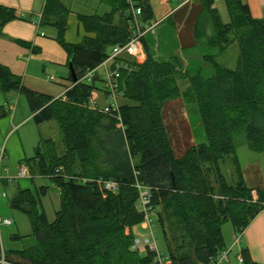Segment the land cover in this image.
Here are the masks:
<instances>
[{
	"label": "trees",
	"instance_id": "trees-1",
	"mask_svg": "<svg viewBox=\"0 0 264 264\" xmlns=\"http://www.w3.org/2000/svg\"><path fill=\"white\" fill-rule=\"evenodd\" d=\"M103 1L110 6L109 12L78 16L85 33L92 35L78 44L64 40L68 10L60 0L45 2L41 25L55 27L54 40L65 51L76 78L69 73L73 86L64 99L27 88L0 64V93L25 96L36 125L55 121L64 147L59 155L51 140H40L34 156L24 159L31 178H47L57 189L60 207L49 222L40 207L47 188H35V195L30 190L18 191L10 207L28 217L34 241L20 250L3 252L4 261L155 264L152 252L139 254L131 248L132 229L145 216L139 185L147 189V212L156 216L171 263L193 264L194 258L197 264H212L225 250L221 226L229 221L235 234L244 232L264 210V189L246 185L234 155L237 134H243L249 150L264 151V19L252 18L244 0H222L229 17L224 23L215 0H191L201 8L193 24L195 40L217 49L216 55L203 56L213 68L207 77L200 71L191 75L184 70L182 60L164 43H159L155 55L146 33L142 63L127 55L115 61L121 66L118 128L116 116L89 103L94 91L104 92L95 84L102 82L100 77L77 83L88 70L100 66L114 46L127 43L134 29L126 0ZM134 5L141 8L138 22L145 29L154 19L149 0H135ZM183 7L166 18V34L176 29L172 16ZM17 19L23 20L14 9L0 5V37L3 27ZM14 41L38 52L29 42ZM234 45L238 48L236 67L217 63L216 57ZM180 82L188 86L181 90ZM176 99L196 104L206 135V143L191 146L181 158L174 157L162 118L165 104ZM226 156L232 157L233 184L222 172ZM107 182L115 184L113 191L104 188ZM12 239L23 240L20 236ZM240 254L242 264H260L251 260L247 249Z\"/></svg>",
	"mask_w": 264,
	"mask_h": 264
},
{
	"label": "rangeland",
	"instance_id": "rangeland-1",
	"mask_svg": "<svg viewBox=\"0 0 264 264\" xmlns=\"http://www.w3.org/2000/svg\"><path fill=\"white\" fill-rule=\"evenodd\" d=\"M183 1L185 0H155L156 3H159V5L157 4L156 6L159 14H164V12L169 14L170 12L175 11L177 8L179 9L180 7H183L184 4L186 5H184V7L180 9L178 13H175L172 16L173 21L176 22V29L173 31L168 29L169 34H166V30L168 28L166 19L161 22L151 21L153 24H155V27L152 31L147 32L149 34L147 37L148 44L151 46L150 51L153 50L154 54L157 55L158 46L161 43H164V46L168 47L170 52L173 50L182 60L184 70H188L191 75L200 71L203 76H210L213 74V68L211 63L204 60L203 56L211 54L216 55L217 49L207 47L203 42H197L195 40L193 24L201 8L198 2L187 0L182 4ZM62 3L66 5V7L71 12L80 14H91L95 13L93 11H96V13L101 15L108 9L107 4L104 2L101 3L99 0H62ZM215 8L217 9L221 21L224 23L228 22L229 17L222 0H215ZM16 13L19 15V17L26 20L19 23H25L26 26L37 29L39 33L42 32V35H45L46 37H52L53 30L50 26L40 25L38 28L36 27V16H30L29 18L31 19H29L27 15L21 14L19 11ZM171 37H173L172 43L170 42ZM51 39L54 40V38ZM175 43L178 45L177 47L174 46ZM56 44L61 50H63L58 42H56ZM237 56L238 48L234 45L224 53L218 55L216 57V62L233 69L236 67ZM122 57H124V55ZM131 58L135 59L137 63H142L146 59L144 48L142 56ZM108 64H111V62ZM93 70L101 78L103 69L98 66ZM87 72L83 76H85ZM65 74H67L65 69L58 70L47 65L44 72H42V70L40 71L39 77L42 79V85L46 84L45 86L48 87L62 89V84L65 82ZM51 77H53L55 80H50ZM95 84L96 87L102 90L104 89L102 82L97 81ZM72 86L73 85L71 84L68 89H70ZM179 86L181 90H184L188 84L185 82H180ZM68 89H66L62 96L58 98L64 99L65 93ZM0 95H3L5 98V103L2 108H0V119H3L5 116L13 117L14 110L17 108L18 110H24L25 112L30 113L25 96L16 92H10L6 94L0 93ZM103 95L104 93L99 90L92 93V96L96 98V105H103L107 103V99L103 97ZM162 118L174 157L181 158L191 146L206 143V135L200 122L199 111L195 103H185L182 99H176L167 102L162 111ZM13 126V124L9 126L7 133L0 142V146L3 144L5 145L6 158L8 156L6 139H8L12 133H18L22 142L25 143L28 158H32L34 156V149L40 140H51L52 143L55 144L54 146L56 147V151L59 155L64 152L60 127L55 121H48L41 125H36L33 121H29L23 125V127L19 126L21 127L20 129H18L19 127L14 128ZM27 137H34L35 139V144L33 143L34 145H31L30 149L28 146ZM234 143L236 146L234 155L237 158L244 182L249 188L264 189V151L253 152L249 150L245 144L243 134H237L234 138ZM5 168H8V166L3 163V166L0 170V217L10 219L12 223L9 226H0L1 257L3 256V252L20 250L24 245L34 241L28 217L24 213L10 207L11 202L19 189L14 182L15 180H13L14 183L8 180V173L4 171ZM221 168L226 181L229 184L235 183L236 176L231 156H226L224 158ZM18 180H27V183L33 188H39L41 186L47 188L46 195L40 199V207L44 210L47 220L52 222L55 219L56 212L59 210L60 199L57 189L52 186L49 179L38 176L31 178L30 176L27 178H20ZM3 182L4 184H2ZM2 193H5L6 197H2ZM252 195L254 199H257L255 191L252 192ZM139 205L140 204L138 203V208ZM148 219H150V226H147V224H143L142 222L139 226H136L132 229V232L135 229L133 235H135V239L140 241V246L142 248L136 252L139 254H145L146 252H149V248L145 243V240L149 239L151 243L149 246H153L152 244L154 242L156 244L157 250L160 253L165 254V242L162 231L159 225L156 223V216L150 215L148 216ZM221 234L225 245V250H231L228 256V264H239L236 261V255L240 249L245 248L243 239L241 238L242 241L239 244L233 245L235 241V233L229 221L225 222L221 226ZM13 236H20L23 238V240H13Z\"/></svg>",
	"mask_w": 264,
	"mask_h": 264
},
{
	"label": "crops",
	"instance_id": "crops-1",
	"mask_svg": "<svg viewBox=\"0 0 264 264\" xmlns=\"http://www.w3.org/2000/svg\"><path fill=\"white\" fill-rule=\"evenodd\" d=\"M99 1L101 3L104 2L103 0ZM186 1L187 0L183 1L182 4ZM244 1L248 5V9L252 18L264 19V0ZM45 2L46 0H0V5L7 8H12L16 12L19 11L21 14L27 15L28 18L30 16H36L35 20H37V22L35 25L38 28L41 25V18ZM60 2L64 8L68 10L67 29L64 36L65 41L71 44H78L81 42L83 37L92 36L85 33L81 23L78 20V16H92L99 14L96 13V11H93L95 13L91 14L73 13L66 7V5L62 3V0H60ZM149 3L154 16L153 22H161L165 20L178 9L177 8L175 11L170 12L169 14L167 12H164V14H159L156 9L157 4L159 5V3H156L155 0H149ZM107 6V11H104L102 14L110 11V6L108 4ZM22 21L26 20L17 19L7 23L3 27L2 36L0 37V64L7 67L14 75L20 77L24 86L27 88L45 94L53 99H57L58 97L62 96L64 91L68 89L69 86H71V82L68 80L70 73L68 57L65 51L61 50L56 42L51 39L55 38L57 31L54 26L48 25L52 28L53 32L52 37H46L45 35H42V32L39 33L37 29L26 26L25 23V25L19 23ZM14 40H23L29 42L32 48L34 47L38 49V52L32 53L31 48L22 47L15 43ZM47 65L58 70L65 69L67 71V74L64 75L66 77L64 78L65 82L62 84V89L48 87L45 86L46 84L42 85V79L39 77V75L41 70L44 72ZM50 80L54 81L55 79L51 77ZM4 103L5 98L3 95H0V108H2ZM30 118H32L31 112L28 113L24 110H18L17 108L14 110L13 117L5 116L3 119H0V142L7 133L10 125L13 124L14 128L19 126L23 127V125H25L27 122L32 121ZM6 140L8 156L7 158L5 157L3 163L8 166L7 170H4L8 173V178L9 176L16 175L18 166L23 164L24 159H27L28 156L25 143L22 142L18 133H12ZM27 142L30 149V146L35 144L34 137H27ZM10 182L16 183L19 189L18 191L30 190V192L35 195V188L31 187L27 183V180H15L14 182ZM2 184H4V182ZM134 231L135 229L133 232ZM242 239L245 249H247L251 260L256 263L264 264V210L261 211L246 228L242 234ZM241 250L242 249L238 251L237 255L241 253Z\"/></svg>",
	"mask_w": 264,
	"mask_h": 264
},
{
	"label": "built area",
	"instance_id": "built-area-1",
	"mask_svg": "<svg viewBox=\"0 0 264 264\" xmlns=\"http://www.w3.org/2000/svg\"><path fill=\"white\" fill-rule=\"evenodd\" d=\"M127 4L129 6V10L132 14V18L134 21V29L132 31V34L127 41V43L123 45H116L114 46L111 51L109 52L108 57L102 62V64L99 66L103 69V74L101 76L102 84L104 86V95L107 99V103L100 105L103 113L106 114H112L116 116L118 123L117 127L121 128V120L119 117V99H120V92H119V68L120 65H116L115 61L123 55H127L130 57H138L143 55V45L141 43V40L145 33L152 31L155 27V24L150 22L148 26L145 27V29H142L141 25L138 22V18L141 15V8L134 5L135 0H126ZM135 60V59H134ZM136 61V60H135ZM111 62V64H108ZM137 62V61H136ZM97 73L94 72V70H89L85 76H82L77 83L79 82H86L89 83L95 78ZM91 106H96V98L92 96L89 101ZM5 160V145L3 144L0 146V170L3 166V162ZM7 170V168H5ZM30 177L29 170L27 166L24 164H20L17 169V173L14 176H9L8 180H18L20 178H27ZM104 188L108 191H113L115 189V184L113 182H107L104 184ZM138 190H140L139 196H140V202H141V209L145 213L143 224H147V226H150V219H148V216L152 215L150 211L147 212V207L150 204L149 196L147 189L142 188L141 186L137 185ZM2 197H6L5 193L1 194ZM12 223L10 219L1 218L0 217V226H8ZM243 232H238L235 234V241L233 245L239 244L241 242ZM153 239V237H152ZM145 243L147 244V247L149 248V251L154 254V262L155 264H172L171 260L165 256V254L160 253L157 248L156 244L153 242V246H149L150 241L149 239L145 240ZM141 243L138 239H135L132 244V249L135 251L141 250ZM229 250H223L221 251L215 258V260L212 262V264H228L229 262ZM236 261L239 264H242V256L241 254H238L236 256ZM0 264H6L4 261L3 256L0 259Z\"/></svg>",
	"mask_w": 264,
	"mask_h": 264
},
{
	"label": "water",
	"instance_id": "water-1",
	"mask_svg": "<svg viewBox=\"0 0 264 264\" xmlns=\"http://www.w3.org/2000/svg\"><path fill=\"white\" fill-rule=\"evenodd\" d=\"M69 70H70V73H71L73 80H75L76 78H75L74 72L72 71V67L70 64H69ZM192 262H193V264H197V262L194 258H193Z\"/></svg>",
	"mask_w": 264,
	"mask_h": 264
}]
</instances>
